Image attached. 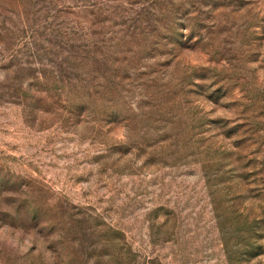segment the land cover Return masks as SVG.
I'll return each instance as SVG.
<instances>
[{"label": "rangeland", "instance_id": "1", "mask_svg": "<svg viewBox=\"0 0 264 264\" xmlns=\"http://www.w3.org/2000/svg\"><path fill=\"white\" fill-rule=\"evenodd\" d=\"M148 261L264 264V0H0V264Z\"/></svg>", "mask_w": 264, "mask_h": 264}, {"label": "trees", "instance_id": "2", "mask_svg": "<svg viewBox=\"0 0 264 264\" xmlns=\"http://www.w3.org/2000/svg\"><path fill=\"white\" fill-rule=\"evenodd\" d=\"M169 43L176 45L175 40H172V38H171V42H169ZM76 47L79 48V46H76ZM87 52H86V55L85 54L83 55L82 51L78 52V50H73V49L68 50L67 51V64L72 66V68H74V67L83 68L86 65L85 59L87 58V54H88ZM93 52H96V50H93ZM92 61L93 62L88 63L87 66H85L87 68H83L84 72L87 71L85 76H87L89 74V77L87 76L86 78L79 79V82L81 83L82 88H86L87 90L90 88V86H88L90 84V82L87 85V81L85 82V80L94 79V81H95L96 78L98 77V73H99V71L102 67V64H103L102 61L96 59L95 57ZM82 83H83V85H82ZM109 229L111 230V228H109ZM114 239H115V242H117L116 244L113 242V246L115 247V250H116V253H115L116 260L122 261L123 259H126L127 256L134 254L129 249V246H125L126 247L125 248L124 244L118 243L119 238L114 237ZM149 263H153V261H148L146 264H149ZM154 264H155V262H154ZM157 264H161V263H157Z\"/></svg>", "mask_w": 264, "mask_h": 264}]
</instances>
